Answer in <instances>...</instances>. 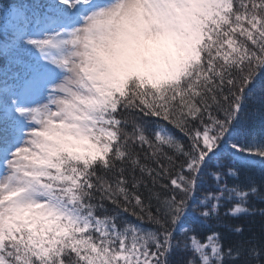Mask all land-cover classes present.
<instances>
[{
  "label": "snow or ice",
  "instance_id": "1",
  "mask_svg": "<svg viewBox=\"0 0 264 264\" xmlns=\"http://www.w3.org/2000/svg\"><path fill=\"white\" fill-rule=\"evenodd\" d=\"M0 264H264V0H0Z\"/></svg>",
  "mask_w": 264,
  "mask_h": 264
}]
</instances>
